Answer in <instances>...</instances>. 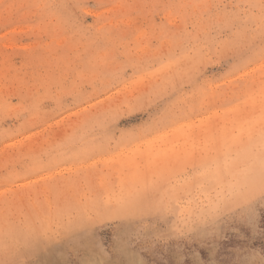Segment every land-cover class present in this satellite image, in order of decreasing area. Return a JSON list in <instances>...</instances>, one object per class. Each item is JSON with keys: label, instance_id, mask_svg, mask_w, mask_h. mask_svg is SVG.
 Masks as SVG:
<instances>
[{"label": "rangeland", "instance_id": "1", "mask_svg": "<svg viewBox=\"0 0 264 264\" xmlns=\"http://www.w3.org/2000/svg\"><path fill=\"white\" fill-rule=\"evenodd\" d=\"M264 0H0V264H264Z\"/></svg>", "mask_w": 264, "mask_h": 264}, {"label": "clouds", "instance_id": "2", "mask_svg": "<svg viewBox=\"0 0 264 264\" xmlns=\"http://www.w3.org/2000/svg\"><path fill=\"white\" fill-rule=\"evenodd\" d=\"M257 163L259 164L261 176L264 177V146L261 147L258 161H253L251 167H255Z\"/></svg>", "mask_w": 264, "mask_h": 264}, {"label": "bare ground", "instance_id": "3", "mask_svg": "<svg viewBox=\"0 0 264 264\" xmlns=\"http://www.w3.org/2000/svg\"><path fill=\"white\" fill-rule=\"evenodd\" d=\"M37 264H59L57 258L56 259H51V257H42L38 259Z\"/></svg>", "mask_w": 264, "mask_h": 264}]
</instances>
